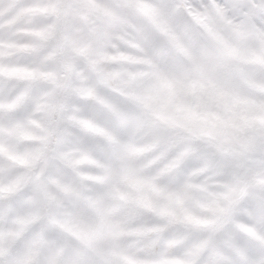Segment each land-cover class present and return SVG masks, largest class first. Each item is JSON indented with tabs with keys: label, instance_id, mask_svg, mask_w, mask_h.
Returning <instances> with one entry per match:
<instances>
[{
	"label": "rangeland",
	"instance_id": "1",
	"mask_svg": "<svg viewBox=\"0 0 264 264\" xmlns=\"http://www.w3.org/2000/svg\"><path fill=\"white\" fill-rule=\"evenodd\" d=\"M149 140L194 194L163 220ZM170 232L162 264H264V0H0V264H140Z\"/></svg>",
	"mask_w": 264,
	"mask_h": 264
},
{
	"label": "clouds",
	"instance_id": "2",
	"mask_svg": "<svg viewBox=\"0 0 264 264\" xmlns=\"http://www.w3.org/2000/svg\"><path fill=\"white\" fill-rule=\"evenodd\" d=\"M137 21L142 25L139 32L133 37L136 41L137 49L146 56L155 59L157 51L165 47L164 40L150 25L139 20L138 17ZM5 22L7 23V20ZM145 102L149 104L158 103L147 97ZM175 119H183V116L175 114ZM139 151L147 154L140 161L147 168V171L143 173L144 190L155 193L154 198L151 199L147 206V210L152 212L154 217H159L163 220L166 219V213L171 214L175 211L173 207L175 203L183 201L185 204H190L194 195L189 183L191 177L187 175L186 169L182 170V175H177L173 171L177 163L175 154L167 152L162 143L152 140L146 141ZM157 186H159V190H157ZM133 201L144 207L143 196L133 197ZM143 215V212L136 211L123 221L119 227L129 234L139 233L143 231L139 223ZM175 234V232H170L158 241L145 242L141 248L140 264H162L159 254L166 250L168 239ZM194 240L195 237H188L179 248L173 250L172 254L187 256ZM220 250L226 258L231 257L230 264H239L230 249L221 245ZM261 255H264V250H262ZM207 260L208 254L206 253L196 264H206ZM106 264H117V262L110 260Z\"/></svg>",
	"mask_w": 264,
	"mask_h": 264
}]
</instances>
